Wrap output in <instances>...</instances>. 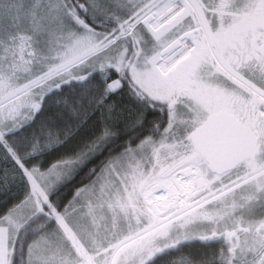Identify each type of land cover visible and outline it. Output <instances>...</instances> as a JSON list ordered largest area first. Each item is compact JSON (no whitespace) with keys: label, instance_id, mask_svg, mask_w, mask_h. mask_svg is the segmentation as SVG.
<instances>
[{"label":"snow or ice","instance_id":"obj_1","mask_svg":"<svg viewBox=\"0 0 264 264\" xmlns=\"http://www.w3.org/2000/svg\"><path fill=\"white\" fill-rule=\"evenodd\" d=\"M0 264H264V0H0Z\"/></svg>","mask_w":264,"mask_h":264}]
</instances>
